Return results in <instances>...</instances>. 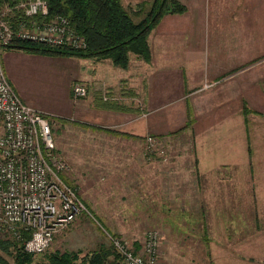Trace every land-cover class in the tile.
<instances>
[{"label": "crops", "instance_id": "obj_1", "mask_svg": "<svg viewBox=\"0 0 264 264\" xmlns=\"http://www.w3.org/2000/svg\"><path fill=\"white\" fill-rule=\"evenodd\" d=\"M180 1L187 10L181 14L164 15L151 31L149 44L152 56L149 61L133 53L127 68L115 65L111 59L70 56L66 60L76 61L75 71L67 84V108L62 112L64 114L57 115L62 118L77 117L82 123L89 122L97 132L104 131L119 140L116 149L93 154L91 161L101 163L99 172L104 170L102 163H105L108 174L117 175L123 170L129 179L134 178L129 191L136 190L138 186L142 189L147 179L145 175L149 159L144 153L145 136L152 135L168 145L182 127H185L183 131L188 128L192 135L195 133L191 141L202 174L215 173L222 167L236 172L242 166L235 141L237 135L240 150L242 115L247 165L253 173V161H256L253 140L257 134L251 132L249 116L251 113L264 116V86H261L264 83V61L255 62L259 55H264V0ZM236 34L257 35L251 41L255 44L249 42L243 46L242 59L241 43L233 47L235 52L230 51L228 59H221L215 51L223 43L221 35ZM206 38L210 55L207 62L203 59ZM2 50L8 51L7 56L9 54L13 59L22 60L17 64L13 62L11 66L13 70L15 67L21 71L24 80L33 70L32 67L28 68L26 61H33L35 56L46 58L45 55L6 47ZM1 60L15 88L14 74L2 54ZM75 82L88 86L89 94L86 97L73 99ZM16 91L22 96L20 91ZM259 98L263 105L255 106L260 110L253 111L249 104L260 105L257 102ZM175 105L176 108L169 110ZM247 110L249 114L246 116ZM180 119L182 122L178 126ZM190 122L191 127L188 126ZM171 125L175 128H171ZM216 131H222V135L216 134ZM172 162V157H168L164 162L160 160L150 165L159 167L160 172ZM215 193L231 194L232 197L225 202L219 196L218 201L211 203L212 206L215 204L212 207L213 218L220 225H225L227 217L232 218L239 235V248L251 251L246 242L255 236H264V187L243 188L239 179L230 187L219 185ZM235 264L262 263L240 259Z\"/></svg>", "mask_w": 264, "mask_h": 264}, {"label": "rangeland", "instance_id": "obj_2", "mask_svg": "<svg viewBox=\"0 0 264 264\" xmlns=\"http://www.w3.org/2000/svg\"><path fill=\"white\" fill-rule=\"evenodd\" d=\"M122 2L132 12L140 10L139 15H134L135 20L139 21L150 10L154 0H122ZM19 8L22 9L20 5ZM221 37L223 43L220 48L216 47V54L221 59H228L230 51L235 52L233 47L241 43L242 59L243 46L256 39L257 35L236 34L221 35ZM251 43L255 44L254 41ZM14 50L34 54L23 49ZM7 53L8 51L1 50L2 57L4 56L5 62L14 74L15 91H20L22 96L17 94L21 99L33 107H38L52 123L57 148L70 165L64 175L77 189L96 217L95 220L83 214L70 223L56 234L47 251L36 256L37 262L40 264L45 262L46 253L55 250L80 251L81 257H84L102 243L111 245L106 231L123 237L133 245L134 242L141 245L145 233L152 229H159L162 232L159 264H235L240 259H251L264 264V236H255L254 239L246 242L247 247L252 249L251 251L241 250L239 235L236 233L237 227L233 219L227 217L225 225H220L217 223L218 220L213 218L214 209L212 207L215 204L211 205L212 202L218 201L219 196L224 198L225 202H229L232 197L231 194L215 193L219 185L230 187L235 180L241 179L243 188L247 186L264 187L263 115L251 113L249 116L252 121L251 132L257 134L253 140L254 154L256 153L253 173L247 165L246 132L242 115L240 150L237 135L235 139L236 152L238 156L241 155L242 166L237 168L236 172L233 173L232 170L222 167L215 173L202 174L195 160V146H192L191 141L195 133L193 136L191 129L187 131L188 128L183 131L185 127L181 126L182 129L173 135L168 145L157 140L156 147H153L156 148L154 151L147 145V136H145L144 153L149 159L145 175L147 179L142 189L138 186L136 190L129 191L134 178L129 179V175L123 170L117 175L108 174L105 163H102L105 171L99 172L101 163L91 161L93 154L100 151L102 153L111 152L116 149L119 140L112 134L107 135L104 131L97 132L89 122L82 123L77 117L62 118L57 115L64 114L62 112L67 108V84L72 78L71 74L75 71L76 61H66L69 55H45L46 58L35 56L33 61H26L28 68L32 67L33 70L29 73V78L24 80L21 71L15 67L13 70L11 66L13 62L17 64L22 60L13 59L9 54L7 56ZM211 54H213L212 51ZM209 56L208 39L206 38L203 59L207 62ZM83 59L89 58L84 57ZM262 61H264L263 54L255 59L258 63ZM261 86H264V83H261ZM257 102L260 105L249 104L253 111L260 110L255 106L263 105L261 98ZM176 107L177 105L172 106L169 110ZM189 117L191 118V115ZM181 122L180 119L178 126ZM182 124L185 126L184 123ZM188 126L191 127V122ZM171 128H175L174 125H171ZM221 132L216 131V134L222 135ZM226 132L229 134L228 131ZM237 132L236 128V134ZM233 134L232 127L231 135ZM168 157H172L174 162L163 167L160 172L159 167L150 165L160 160L164 162ZM122 176L126 177L122 179ZM7 237L6 233L0 232V238ZM8 259L9 264H14L11 255ZM76 264L83 263L77 262Z\"/></svg>", "mask_w": 264, "mask_h": 264}, {"label": "built area", "instance_id": "obj_3", "mask_svg": "<svg viewBox=\"0 0 264 264\" xmlns=\"http://www.w3.org/2000/svg\"><path fill=\"white\" fill-rule=\"evenodd\" d=\"M19 5L23 14L14 22L11 16ZM16 38L75 50L86 49L88 42L68 17L49 16L47 0H24L16 7L5 2L0 8V232L21 241L28 234L25 252L40 254L81 215L96 217L77 189L63 178L70 165L57 148L50 120L43 111L23 102L6 76L1 50ZM88 94L86 84L74 83L75 99ZM146 142L152 151L156 149L154 136L148 135ZM106 236L122 264H159L161 230L145 233L138 252L123 237L109 231Z\"/></svg>", "mask_w": 264, "mask_h": 264}, {"label": "trees", "instance_id": "obj_4", "mask_svg": "<svg viewBox=\"0 0 264 264\" xmlns=\"http://www.w3.org/2000/svg\"><path fill=\"white\" fill-rule=\"evenodd\" d=\"M22 1L24 0H0V8L5 2L16 7ZM47 2L49 16L63 14L68 17L76 32L87 39V48L75 50L67 47H50L18 38L5 46L6 48L23 49L39 55L111 59L115 65L127 68L131 53L147 61L151 59L149 35L164 15L181 14L187 10L186 5L180 0H156L147 14L141 20L136 21L134 15H139L140 10L130 11L122 0H47ZM22 14V9H15L11 18L16 22ZM248 112L247 110L246 116ZM63 178L69 183L65 175ZM6 235L7 238H0V264H9L10 255L14 259V264H40L36 261V256L39 254H29L24 250V240L29 237L28 234L22 241ZM134 247L138 252L140 244L134 242ZM77 262L122 264L118 251L112 245L105 243L84 257H81L80 251L55 250L46 253V261L41 264H76Z\"/></svg>", "mask_w": 264, "mask_h": 264}]
</instances>
